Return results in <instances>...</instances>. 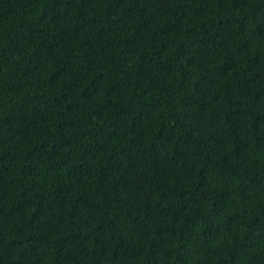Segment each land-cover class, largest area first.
<instances>
[{"label": "trees", "instance_id": "obj_1", "mask_svg": "<svg viewBox=\"0 0 264 264\" xmlns=\"http://www.w3.org/2000/svg\"><path fill=\"white\" fill-rule=\"evenodd\" d=\"M0 264H264V0H0Z\"/></svg>", "mask_w": 264, "mask_h": 264}]
</instances>
